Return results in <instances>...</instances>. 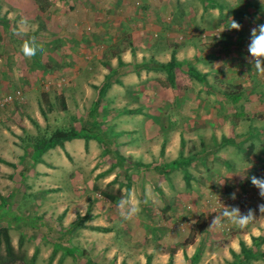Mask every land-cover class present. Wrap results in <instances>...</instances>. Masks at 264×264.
<instances>
[{
	"label": "rangeland",
	"instance_id": "obj_1",
	"mask_svg": "<svg viewBox=\"0 0 264 264\" xmlns=\"http://www.w3.org/2000/svg\"><path fill=\"white\" fill-rule=\"evenodd\" d=\"M5 1L0 0V16L6 21V24L0 27V32L3 30L7 36H1V42L7 41L10 43L14 35L12 31H9L11 23H9L7 17L11 15L12 20L18 19L16 24H20L22 16L18 11L13 12V9L9 8L7 3L2 8ZM32 1L35 3L40 2L42 5L49 3V0ZM53 1H59L61 4L64 2L59 11L65 10L68 16L66 17L60 13L62 19H57V16L55 19H49L50 26H48L51 27L52 32L47 30L44 24H41L40 19L30 24L27 22L25 26L26 35L15 44L19 50L23 40L31 38L29 36L37 34L40 41H44V37L48 39L50 36L55 37L53 34H59L60 30L66 31L68 34H80L85 38L103 37L99 33L102 32L99 28L104 29L108 22L112 23V38L117 40L122 39L125 35L131 36L132 32H135L137 36L143 35L147 39V43L158 42L163 44V38L165 41L168 40L164 35H173V40L181 42L194 33H197V36L207 37V32H202L196 28L192 31L178 32L179 34L174 32L172 26L167 29V25L170 26L172 20L175 0ZM156 10H158V13ZM196 16H198V12ZM138 18L141 26L137 24V28L133 27L131 29L127 26L122 33H120V30L113 28V23L125 20L129 22L127 25H134ZM175 21H178L177 16H175ZM160 23L162 24L160 25ZM155 25H157L158 30L155 29ZM175 26L179 29L181 27L187 28L185 23L177 22ZM162 27L164 28V35L160 33ZM104 37H107V35H104ZM96 42V45H98L102 40L99 39ZM115 43L113 41L102 42L103 45L108 47L93 46V48H90V52L95 53H89V55H95L97 52L102 53ZM126 43L128 41L122 42L121 48H124ZM37 44L40 45L41 43ZM90 46L91 44H89ZM3 58L0 59L1 62L4 61ZM17 59L27 58L17 56ZM14 64L17 65V61H14ZM94 66H96L95 63ZM0 72H2L1 67ZM74 76V72L73 74H64L63 72L57 74L54 70L48 79L39 78L38 85L32 89L33 91L27 92L30 93V98L26 96L27 93L23 92L22 89L17 90L15 87L4 93L0 91V99L9 94L13 96V100L9 104L0 107V113L15 118L10 119L1 127H7L10 124L13 127L18 125L24 131V135L20 137L17 135V131L10 127L8 133L0 132V213L1 206H4L7 200L9 202L8 206L13 212L28 216L35 215L44 219L42 226L37 230L30 228L10 229L12 245L19 255L25 256L23 264H147L149 259L150 264H153L155 254L172 253L175 251V243L182 244V242L185 243L188 240L197 217L200 218V215L209 212V210L211 214L218 215L221 210L216 209V204L211 199L219 202L218 205H221L219 207H243L250 201L254 193H259L251 182L249 184L245 181L246 174L242 175L240 173V171H244V167L248 166V164L242 163L244 159L242 155H236L230 151L226 154L225 152H219L217 154L218 160L206 159L205 165L199 161L187 164L186 169L190 174L189 184H187L182 169L175 171L177 173L172 172L168 176L169 179H167L165 175L160 176L158 173L150 171L153 170L152 168L146 169L145 167L123 164L120 158L114 156L110 151L107 153L105 148H108V144H110L112 152L125 149L121 147L124 144V137H109L105 132L104 139L106 142H110V139H112V144L98 141L99 147L97 149L86 148L85 152L79 153L78 148H75L73 152L69 153L61 150L60 147L63 146L60 145L53 148L52 154L48 157L51 165L47 168L50 169V172H59V174L43 175L42 172L35 170L37 165L42 162L45 163L47 156L46 159L44 156L42 159H35V163L32 162L34 163V167H32L34 170L26 178L22 177L20 174L22 157L27 152H31L41 135H49L55 130H70L73 128L82 130L84 128V124H86L85 116L90 108L95 106L100 88L90 89L88 95L82 89L72 85L75 82ZM260 80L262 83L264 82V78ZM237 82L239 80L232 83V85L237 84ZM235 86L232 89L233 92L237 91ZM262 89L264 91V85ZM14 94H18V96ZM164 96L170 98L171 93L165 90ZM60 97L66 103V111L62 109ZM125 97L132 99L134 96L125 93ZM212 104L215 105L212 107L216 109L219 106L218 102L216 104V99L212 101ZM222 109L226 111L225 116L232 117L222 121L220 127L213 129L208 121L206 126L203 123L199 124L202 126L198 129L199 131H190L187 126H190L191 123L182 120L179 127H170L164 137H159L157 134L152 137L128 136L127 145L131 149L139 148L142 145H149V147L152 145L154 148L161 150L168 143L169 145L173 143L175 138H172V134L176 130L180 137L181 132H183L184 137H182V140L185 139L184 142L186 145L188 144L187 155H194L199 152L198 150L201 147L214 148L226 134L241 135L248 132L252 126H259L261 123L256 119L259 116H264L262 109L256 115L250 114L249 112L252 110L250 105L240 108L229 103L222 105ZM35 112L40 113L44 125L41 126L34 121L36 130L31 133L22 125V117L19 119V116L33 115ZM241 112L243 113L238 117V113ZM246 116H252L254 120ZM103 117L98 118L97 122L99 130L102 131L111 126L119 127L123 123L120 122L115 125V119L111 120L113 117L111 114ZM231 120L234 123H231ZM167 124L168 122H166ZM129 126L139 128L135 124ZM141 127L145 128L146 126L142 124ZM117 130L120 129L117 128ZM177 140L180 143L178 137ZM203 142L207 145H203ZM248 145L249 143L245 145V148ZM21 146L25 149L23 155L17 153ZM184 146H181L183 148L181 151H184ZM175 149L177 150V147ZM118 153L120 152L118 151ZM224 161L235 164L236 170H228L223 164ZM253 161L256 162V160ZM254 163L250 165L252 166ZM153 164L162 165L161 162ZM65 165H68V167H65ZM249 170H252V167L246 171L249 172ZM255 174L264 177V170L258 168ZM226 175H229V183L231 184L230 187L228 186V190L225 186H222L227 178ZM247 175H250V173H247ZM238 176H243V179ZM215 180L219 184L218 186H212ZM220 181L222 185L219 183ZM94 185L108 192H118L120 198L122 195L126 196L129 191H133L141 202V212L132 220L122 219L117 211V202L112 203L100 198L98 192L94 191ZM146 188L151 193V199L147 204H144ZM220 193L224 194V201L228 202V205L221 202L223 196ZM232 193H236L237 198L235 200L231 198ZM85 215L87 217L83 219L81 226L64 236V232L78 220L79 216L85 217ZM95 227L108 228L110 232H100L94 230ZM222 229L225 231L224 227H221ZM60 236L64 237L59 240V246H57L56 240ZM67 247L76 249L75 253H69ZM4 248L2 243L0 258L5 254Z\"/></svg>",
	"mask_w": 264,
	"mask_h": 264
},
{
	"label": "crops",
	"instance_id": "obj_2",
	"mask_svg": "<svg viewBox=\"0 0 264 264\" xmlns=\"http://www.w3.org/2000/svg\"><path fill=\"white\" fill-rule=\"evenodd\" d=\"M5 3L13 9V12L18 11L22 19H25L29 24L40 19L41 24H44L47 30L51 32L49 19H55L56 16L57 19H62L61 14L68 16L65 10L59 11L64 2L61 4L59 1L49 0V3L42 5L40 2L35 3L32 0L25 2L6 0L2 4V8ZM156 12L158 13V10ZM193 12L194 15L192 16ZM197 12L198 16H196ZM172 13L170 26L165 24L167 29L172 26L174 32L179 34L178 32L192 31L196 28L202 32H207V37L197 36V33H194L181 42L173 40V35L165 36L162 27L160 33L168 39L165 41L163 38V44L158 42L147 43V39L143 35L137 36L135 32H132L129 37L125 35L122 39L117 40L112 38V23L108 22L104 29L99 28L102 31L99 33L103 37L85 38L80 34H68L63 30H60L59 34L54 32L55 37L50 36L49 39L44 37V41H40L37 34L29 36L35 37L37 43H41L43 48L37 51L35 57L20 60L17 59V56L23 55L15 44L21 41L23 36L14 35L10 43L1 42V36H7L2 30L0 32V50L2 51V53L0 51V59L4 57V61L2 60L3 63L0 61L2 69L0 72V91L4 93L15 87L17 90L22 89L23 92L27 93L38 85L39 78L48 79L55 70L57 74H62V72L73 74L74 72L73 79L75 82L72 85L89 95L90 89H101L105 85L106 78L112 73L114 80L102 97L101 108L99 107L94 111L93 108L95 107L90 108L85 116L84 128L96 130L98 118H104L103 116L108 114L113 115L111 120L115 119V125L123 122L121 126H111L103 132L113 138L124 137V144L121 147L125 149L119 150L118 147L117 149L123 157L128 159L126 164L129 166L135 163L153 164L161 162V164H166L177 160L180 156L197 155L198 157L194 161H199L205 165L206 159L218 160L217 154L219 152L226 154L230 151L236 155H242L243 164H251L254 163L253 160H256L251 166L252 170L249 172L240 171L242 175L246 174L245 181L250 184L252 176L259 177L255 174L258 168L264 170V116L257 117L256 120L261 123L259 126H252L248 132L241 135L226 134L214 148L201 147L199 152L194 155H187L188 144L186 145L184 138V141L182 140L183 132H181L180 137L176 130L172 134V138H175L173 143L171 145L168 143L161 150L152 145L150 147L149 145H142L136 149H131L127 145L128 136L152 137L157 134L159 137H164L170 127H179L182 120L191 123L190 126H187L190 131H199L198 129L202 128L199 124L203 123L206 126L208 121L213 129L220 127L222 121L232 117L225 116L226 111L222 109V105L229 103L240 108L250 105L252 110L249 113L252 115L258 114L261 109L264 111V91L262 89L264 82L262 83L260 80H263L264 76L257 74L250 63L251 58L247 51L250 42V30L259 24H264V0H175ZM175 16L178 18L177 22L185 23L187 28L181 27L179 29L175 26L177 24ZM0 17V27H2L6 21L2 19V16ZM232 19L242 25L241 30L230 29ZM7 20L11 23L9 31L13 32V29L20 25L16 24L18 19L12 20L11 15L7 17ZM139 21V18L136 19L135 24L130 26L127 25L129 24L127 20L115 22L113 28L122 33L127 26L131 29L137 28V24L141 26ZM157 25H155L156 30H158ZM99 39L102 42L113 41L116 43L102 53L97 52L95 55H89V53H95L90 52V48L93 46L108 47L102 42L96 45V41ZM124 40L128 43L124 48H121ZM89 44H91L90 47ZM173 56L183 66L175 68L174 83H171L168 73L159 69L158 64L171 62ZM14 61H17V65L14 64ZM187 66L194 68L203 76L205 81L200 82L192 77L187 72ZM238 80L236 86L232 85ZM234 86L237 87L235 92L232 91ZM165 90L171 93L170 98L164 96ZM125 93L134 97L129 99L125 97ZM26 96L31 97L30 93H27ZM215 99L219 109L212 107L215 106L212 104ZM242 113H238L237 116L239 117ZM21 117V123L28 132H35L34 121L41 126L44 125L40 113L20 115L19 119ZM246 117L254 120L252 116ZM10 119L15 118L0 113V132L8 133L10 127L17 131L19 137L24 135L23 129L18 125L13 127L10 124L7 127H1ZM166 122H168L167 125ZM231 123L234 121L231 120ZM134 124L139 128L129 126ZM142 124H145L146 127L142 128ZM70 130L80 131L74 128ZM177 137L180 139V143ZM97 143L98 141L95 139H73L65 141L63 147L60 148L69 153L78 148L77 151L81 153L85 152L86 148L97 149L99 147ZM247 143L249 145L245 148ZM108 145L107 149L109 150L110 144ZM182 145H185L184 151H181ZM203 145L207 144L203 142ZM252 146L254 149L250 150ZM52 150L53 148L45 151L41 156V159L44 156L46 159L47 156L45 163L42 162L35 168L43 175L59 174V172H50V169L47 168L51 165L48 157L52 154ZM24 152L25 149L22 146L17 150L20 155H23ZM27 155L28 153L24 154L23 157ZM223 164L230 171L236 170L235 164L228 161H224ZM22 169L23 166H21L20 172ZM33 170L31 168L24 177L26 178ZM177 170L179 169H172L169 174H165L167 179L172 172L177 173L175 172ZM150 171L155 173L154 170ZM229 175H226L224 185L221 184V181L219 182L222 186H227L226 189L231 186ZM238 177L243 179V176ZM218 185L215 180L212 186ZM261 204H264V198H261L259 193H254L246 205L239 207L242 213H247L249 209L255 213V218L243 228L222 219L221 227H224L227 232L221 230V227L210 228L215 215L211 214L209 210V212L202 214L206 220L205 227L198 231L191 243L186 245L183 244L184 242L182 244L175 243V251L172 255L168 252L155 254L153 264H170V262L171 264H188L187 258H192L198 251H200V257L195 264H231L234 261L232 252L243 257L241 254L242 244L252 249L253 258L250 264H264V212L260 213L259 205ZM221 212L216 216H219ZM198 220L197 217L196 222ZM258 238H262V241L257 240Z\"/></svg>",
	"mask_w": 264,
	"mask_h": 264
},
{
	"label": "trees",
	"instance_id": "obj_3",
	"mask_svg": "<svg viewBox=\"0 0 264 264\" xmlns=\"http://www.w3.org/2000/svg\"><path fill=\"white\" fill-rule=\"evenodd\" d=\"M183 65L179 62L176 61V59L172 58L171 62L167 63V64H158V68L161 70H164L168 73L169 76V81L171 83H174V70L177 67H182ZM187 72L194 77L196 80L200 81V82H204V78L203 76L198 73L194 68L187 66ZM114 80V76L111 74H109V76L106 78V82L105 85L100 89L99 92V97L97 99V101L95 102V108H93V111L98 109L101 106L102 103V97L104 96L106 90L108 87H110V85L112 84ZM117 83H120L117 81ZM60 104L62 105V109L63 111L67 110V106L65 101L63 100L62 97H60ZM97 130H91L88 128H83L80 131H76V130H55L53 132H51L49 135L45 134L41 135L40 138L37 139L36 144L33 147V150H31V152H27L28 155L26 157H23V159L21 160V165L23 166L22 171L20 172V174L22 175V177H24V175L26 173H28L30 171V169L34 166V161L35 159H41V156L45 153V151L52 149L58 145L63 146V143L65 141H71L73 139H95L101 143H105L106 140L104 139V132L102 130H99V128H96ZM114 141V140H113ZM106 143H111L112 144V139H110V142H106ZM224 143H226L224 141ZM254 147L252 146L250 148V150H253ZM105 151L108 153L110 151V153H113L114 156L118 157L121 159V162L123 164L126 165L127 162V158L123 157L120 153H118V151H114L112 152V150L109 148V150L107 148H105ZM198 156H191V157H184V156H180L177 160L170 162V163H164L162 165H157V164H140V163H135L133 164L135 167H145L146 169H153L156 173H158L159 175H165V174H169L170 170L172 169H182L184 170L185 173V179L187 184H189V179H190V174L187 172L186 169V165L192 163ZM34 162V163H32ZM28 164H30V167H28ZM12 165V164H11ZM225 188H227V186H225ZM228 190V189H227ZM94 191L98 192V196L102 199H105L109 202L112 203H118V201L120 200V194L117 193H113V192H108L107 190H102L100 188H98V186L94 185ZM230 191V190H229ZM220 195L223 196L222 198V203L228 205V202H225V196L223 193H220ZM3 199V198H2ZM6 199V198H5ZM4 201V199H3ZM212 202H215L216 204V209H220L221 211L223 210V207H219L221 205H218V202L215 200H212ZM210 201V202H211ZM5 202V201H4ZM9 202L6 200L5 205L1 206V213H0V247L1 244L3 243L4 245V249H5V254L2 258H0V264H23L25 261V256L23 255H19L15 249V247L12 245L11 243V237H10V229L11 228H15V229H34L37 230L38 228H40L44 222V219L42 217L39 216H28L25 214H18L13 212V210L8 206ZM8 206V207H6ZM90 209V206H89ZM218 209V210H219ZM87 217V215H85V217H81L79 216L78 220L75 221L71 227L64 232V236L66 233H72L75 229H77L78 227L81 226L83 219H85ZM204 215H202L199 220L195 223L192 231H191V236L188 238V240H186V242L184 243V245L191 243L194 238L196 233H198V231L202 230L203 227H205L206 223H205V219H204ZM94 230L100 231V232H110V229L108 228H103V227H95L93 228ZM225 232H227V230H225ZM59 233V231H58ZM60 234V233H59ZM62 235V234H61ZM63 236V237H64ZM63 237H59L56 241H57V246H59V240H62ZM257 240L262 241V238H258ZM241 254L243 255V257H240V255L238 256L235 252H232L234 261L231 264H250L251 259L253 258L252 256V249L247 248L246 246H244V244L241 245ZM67 250L69 253L74 254L76 249H70L67 247ZM174 252L171 253V255ZM264 255V253H263ZM200 257V251H198L192 258L188 259V264H195ZM147 264H150V259L147 261ZM171 264V262H170Z\"/></svg>",
	"mask_w": 264,
	"mask_h": 264
},
{
	"label": "clouds",
	"instance_id": "obj_4",
	"mask_svg": "<svg viewBox=\"0 0 264 264\" xmlns=\"http://www.w3.org/2000/svg\"><path fill=\"white\" fill-rule=\"evenodd\" d=\"M26 25L27 21L22 19L20 21V25L13 29V35H26ZM230 29L239 31L242 29V25L232 19ZM38 50H42V46L37 44L35 37L23 40L20 51L25 58L31 59L35 57ZM247 51L251 58L250 63L256 70L257 74L264 76V24H259L250 30V42L247 46ZM250 167L251 165L248 164V166L244 169V172H246V170ZM250 180L251 184L258 189L260 197L264 198V177L252 176ZM231 198L235 200L237 198L236 193H232ZM150 199L151 193L146 188L143 203L147 204ZM140 203L141 202L137 199L133 191H129L126 196L122 195L117 203L119 216L124 220H132L137 217L141 212ZM259 210L260 213L264 212V204L259 205ZM254 218L255 213L252 209H249L247 213H242L238 206H224L220 215L214 217L210 228L214 226L221 227L222 219L243 228Z\"/></svg>",
	"mask_w": 264,
	"mask_h": 264
},
{
	"label": "built area",
	"instance_id": "obj_5",
	"mask_svg": "<svg viewBox=\"0 0 264 264\" xmlns=\"http://www.w3.org/2000/svg\"><path fill=\"white\" fill-rule=\"evenodd\" d=\"M18 94H14V95L18 96ZM12 100H13L12 94H9V95L5 96L4 98L0 99V107L9 104ZM230 201L232 202V200H230Z\"/></svg>",
	"mask_w": 264,
	"mask_h": 264
}]
</instances>
